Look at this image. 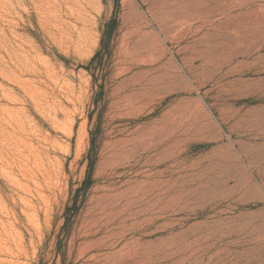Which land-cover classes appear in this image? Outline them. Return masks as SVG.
Returning <instances> with one entry per match:
<instances>
[{"label": "rangeland", "instance_id": "1", "mask_svg": "<svg viewBox=\"0 0 264 264\" xmlns=\"http://www.w3.org/2000/svg\"><path fill=\"white\" fill-rule=\"evenodd\" d=\"M0 264H264V0H0Z\"/></svg>", "mask_w": 264, "mask_h": 264}]
</instances>
